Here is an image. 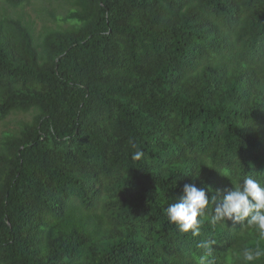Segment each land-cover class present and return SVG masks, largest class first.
I'll return each mask as SVG.
<instances>
[{
    "label": "trees",
    "instance_id": "1",
    "mask_svg": "<svg viewBox=\"0 0 264 264\" xmlns=\"http://www.w3.org/2000/svg\"><path fill=\"white\" fill-rule=\"evenodd\" d=\"M61 1L65 26L38 36L0 19V121L31 114L0 138V264H197L206 238L240 264L264 247L165 214L185 183H264V0Z\"/></svg>",
    "mask_w": 264,
    "mask_h": 264
},
{
    "label": "clouds",
    "instance_id": "2",
    "mask_svg": "<svg viewBox=\"0 0 264 264\" xmlns=\"http://www.w3.org/2000/svg\"><path fill=\"white\" fill-rule=\"evenodd\" d=\"M144 153L137 150L133 153V160H140ZM224 177H231L232 172L227 171ZM195 178V177H194ZM233 185V183H232ZM209 205L212 206L210 214L206 215ZM167 220L174 224L182 234L193 237L200 236L205 221L213 229L217 225H245L255 231L260 240H264V183L252 176L238 181L223 194L219 191L215 195H208L205 187L185 183L182 195L165 209ZM216 241L211 238L202 239L197 245L202 250L197 264H216L212 246ZM234 260L240 264H255L264 257V247L259 243L255 247H244L233 253Z\"/></svg>",
    "mask_w": 264,
    "mask_h": 264
},
{
    "label": "rangeland",
    "instance_id": "3",
    "mask_svg": "<svg viewBox=\"0 0 264 264\" xmlns=\"http://www.w3.org/2000/svg\"><path fill=\"white\" fill-rule=\"evenodd\" d=\"M70 5L61 0H31L20 6L11 7L0 0V19L2 17L21 18L29 22L34 34H42L46 28H55L64 25L58 19L62 17ZM65 26V25H64ZM31 114H12L0 121V138L7 132L17 128L21 120H30Z\"/></svg>",
    "mask_w": 264,
    "mask_h": 264
}]
</instances>
